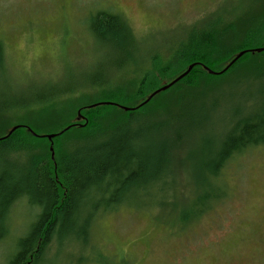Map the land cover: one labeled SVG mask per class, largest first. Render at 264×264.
Listing matches in <instances>:
<instances>
[{"label": "rangeland", "instance_id": "374dc122", "mask_svg": "<svg viewBox=\"0 0 264 264\" xmlns=\"http://www.w3.org/2000/svg\"><path fill=\"white\" fill-rule=\"evenodd\" d=\"M250 6L251 0H0L4 128L28 122L41 135L55 133L59 121L76 119L80 124L84 116L77 118V108L89 100L123 106L118 102L123 100L116 97L121 89L120 97L133 103L144 94L138 96L137 90L145 77L154 86L177 74L178 68L167 67L173 56L169 45L197 30L203 18ZM99 10L120 15L138 43L124 27L100 21ZM260 23L251 30H258ZM102 26L106 29L100 33ZM242 39L249 44L258 37L245 34ZM153 52L160 53V62L142 61ZM242 60L236 69L253 64L248 58ZM193 76L164 94L165 108L153 102L150 110L158 107L160 116L173 111L171 105L183 89L197 85ZM107 77L109 84L101 86ZM262 87L264 77L247 78L241 86L222 93L213 116L173 144L176 149L168 169L179 186L165 208L121 205L95 215L94 220L84 212L75 224L63 225L61 233L67 226L71 231L62 242L51 240L35 264H264V145L234 155L218 178L199 174L206 160L205 147L210 146L208 154L217 152L237 115L262 114ZM13 151V157L21 160L15 164L11 159L13 165L6 164L11 168L6 173L18 178L25 168L21 158L25 151ZM208 193L219 196L207 201L197 215V204ZM99 202L94 197L87 207ZM35 210L25 196L11 206L8 221L0 227V264H10L19 252L20 241L36 220Z\"/></svg>", "mask_w": 264, "mask_h": 264}, {"label": "trees", "instance_id": "16d2710c", "mask_svg": "<svg viewBox=\"0 0 264 264\" xmlns=\"http://www.w3.org/2000/svg\"><path fill=\"white\" fill-rule=\"evenodd\" d=\"M251 4L253 8H242L222 16L214 13L210 18L201 19L197 30L187 32L176 44L169 45L167 50L173 56L167 67L178 68V72L166 82L184 72L190 64L194 65L184 77L155 94L148 102L143 103L147 95L163 84L153 86L152 82L146 81L147 77L139 83L137 90L138 96L144 94L133 103L120 97L122 89L118 95L109 93L123 100L118 101L119 105L135 107L133 109L125 110L115 104L89 100L77 108L87 122L84 123V119H80V124H76V119L65 123L59 121L55 133H61L51 140L33 131L28 122L13 123L5 129L7 119L0 115V227L8 221L11 206L22 196L27 197L37 211L31 232L20 241V250L10 264H35L46 254L51 240L62 242L66 237L64 234L71 231L67 226L66 232L61 233L63 225L75 224L84 212L87 219L94 220L95 215L121 205L135 204L139 208L152 205L163 209L169 204L179 186V181L176 184L177 179L168 169L176 149L173 144L187 137L186 132L200 122L213 116L221 105L219 96L222 93L241 86L247 78L257 81L264 77V49L250 51L264 47V0H251ZM99 17L102 22L113 21V24L124 27L125 33L138 43L120 16L100 13ZM260 20V28L251 30ZM102 29L106 27H100V33ZM245 34L258 39L246 44L242 39ZM241 50L246 52L225 71L212 74L203 69L206 66L219 72ZM159 54L149 53L141 59L155 64L160 62ZM243 58L250 59L253 64L236 69ZM175 61L180 62L177 67H174ZM191 76L197 80V85L183 89L171 105L173 111L160 116L156 114L158 107L156 111L150 110L153 102L165 108L164 94L180 87ZM108 78L100 81V85H108ZM202 81L205 85L201 87ZM150 86L153 87L149 90ZM109 90L105 87V91ZM252 115H237L230 122L231 127L217 152L208 154L210 146L205 147L206 160L201 164L200 175L218 178L221 169L234 155L250 146L264 145V111L260 115ZM248 117L250 119L247 120ZM37 124L40 127L41 123ZM13 126L17 128L8 134ZM67 126L68 129L64 130ZM50 146L53 147V158ZM13 150L25 151L21 156L25 168L18 178L6 173L11 169H7L6 164L11 162L9 166L13 165L11 159L14 158L15 164L21 160L13 157ZM218 196L208 193L201 197L197 215L203 212L207 201ZM94 197L100 202L88 208ZM73 234L85 238L79 232L73 231Z\"/></svg>", "mask_w": 264, "mask_h": 264}, {"label": "water", "instance_id": "95a60500", "mask_svg": "<svg viewBox=\"0 0 264 264\" xmlns=\"http://www.w3.org/2000/svg\"><path fill=\"white\" fill-rule=\"evenodd\" d=\"M263 49H264V47H259V48L252 49L250 51H253V52L254 51H261ZM245 52H246V50H241L240 52H238L237 54H235L234 58L225 67H223L224 68L223 70H221L219 72H215V71H213L211 69H208V67H206L204 65H203L204 66L203 69H205L206 71H208L209 73H212V74H219V73L225 71L227 69V67H229L236 59H238L241 56V54H244ZM193 65H194V63L190 64L184 72H182L181 74H179L178 76H176L173 80H171L169 82H166V83H163L162 86H160L159 88H157L156 90H154L153 92H151V94L147 95V98L144 100L143 103L149 101L155 94H157L158 92L163 91V90L169 88L171 85L174 84L175 81H178L179 79H181L182 77H184L191 70V68L193 67ZM104 103H109V102H104ZM95 104H97V103H95ZM95 104H92V105H95ZM120 107H122L125 110L135 108V107H126V106H120ZM77 114H78V116H77L78 119L83 118V116L80 114V111H78ZM68 127L69 126H67L66 128H64V130L68 129ZM16 128H17V126H13L9 130L8 134H10ZM64 130H62V131H64ZM59 133H61V132H59ZM59 133L56 132V133L46 134L45 137L48 138L49 140H51L53 138V136H55V135H57ZM33 134H35V133L33 132ZM35 135H37V134H35ZM50 152H51V158H53L54 151H53V147L52 146H50Z\"/></svg>", "mask_w": 264, "mask_h": 264}, {"label": "flooded vegetation", "instance_id": "af4514ba", "mask_svg": "<svg viewBox=\"0 0 264 264\" xmlns=\"http://www.w3.org/2000/svg\"><path fill=\"white\" fill-rule=\"evenodd\" d=\"M28 3H31L32 1H36V0H26ZM60 1V0H59ZM102 3L103 1H99V3ZM61 3V2H60ZM105 3H107V2H105ZM96 12H98V15H100V13H108V14H110V15H115V16H117L116 14L117 13H111V12H108V11H104V10H99V11H96ZM120 16V15H119Z\"/></svg>", "mask_w": 264, "mask_h": 264}]
</instances>
